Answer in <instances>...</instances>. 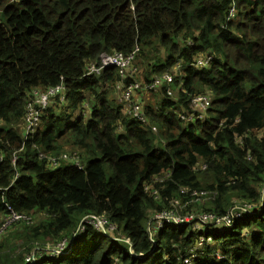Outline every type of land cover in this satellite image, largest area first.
Listing matches in <instances>:
<instances>
[{"label": "trees", "instance_id": "obj_1", "mask_svg": "<svg viewBox=\"0 0 264 264\" xmlns=\"http://www.w3.org/2000/svg\"><path fill=\"white\" fill-rule=\"evenodd\" d=\"M136 50L143 83L183 63L141 94L148 127L99 58ZM62 82L24 140L28 98ZM194 95L211 105L185 124ZM9 209L35 222L0 237V264H264V0H0V225ZM163 214L184 221L156 229Z\"/></svg>", "mask_w": 264, "mask_h": 264}, {"label": "built area", "instance_id": "obj_2", "mask_svg": "<svg viewBox=\"0 0 264 264\" xmlns=\"http://www.w3.org/2000/svg\"><path fill=\"white\" fill-rule=\"evenodd\" d=\"M236 13L235 6L233 5L230 14L229 20H231ZM137 50L131 53L129 56H125L122 53H115L113 55H108L106 53H102L100 55V62L102 67H116L120 69V81L117 83L115 91L119 94V101L123 104L125 108V112L131 118L139 122L145 127L149 126V119L142 108L141 104L138 100V93H146V92H154L158 90L159 85L163 81L165 84L171 85L174 82L173 74L168 72L165 73L163 76L155 77L149 83H143L140 80L136 79L133 75L136 73V70H132V63L135 58ZM212 58L207 56L205 58L199 59L195 63V67L202 69L206 66H209L211 63ZM183 66V63L179 61L174 66V70L180 73V70ZM101 68H97L95 65H91L88 67L89 73H93L94 71L99 72ZM128 76H131L132 80L127 82L126 79ZM181 76V75H180ZM182 84L180 83V87L182 89ZM65 91L64 83H60L59 85L49 88L45 92L34 91L32 95L28 98L25 107V114H24V140H28L29 138H33L40 126V117L44 110L48 108L51 103V99L55 96L61 95ZM169 95L172 94V90L168 88ZM63 101V98H62ZM211 105V100L208 96L204 95H194L190 98L188 109L186 112L181 113L179 118L185 124L193 123L196 121H203L206 117V113L208 112ZM155 133H157V129H152ZM23 148L19 149L18 152L22 151ZM39 157L43 160L49 161L53 166H58L61 161H69L70 163H74L77 167L82 168L80 165V161L78 157L75 156H68L64 155L59 158L49 157L45 153H39ZM14 163L16 162V157L13 159ZM239 216V215H238ZM203 218L205 220H203ZM205 224V221L208 219L207 216L197 218ZM157 221L156 229H161L165 222H174L176 225H180L183 223L180 217L174 215H159L155 218ZM187 220H191L187 218ZM35 222V219L31 215L27 214H20L15 212L12 209H9V214L5 218L4 223L0 226V236L4 234L12 225L18 223H24L27 225H32ZM88 223L92 224L96 229L100 231H112L114 227L107 226V221L105 219L100 218H92L88 220ZM219 224V223H217ZM228 227H232L233 223H226ZM196 230H202L201 226H196ZM155 229V230H156ZM152 237V234H151ZM205 238L201 237L198 239L197 243L204 242ZM68 245H66V240L63 241L61 244L58 245V248L53 252L57 255H65V250ZM58 250V251H57ZM133 254V251H130ZM61 253V254H58ZM145 257V256H144ZM141 256V259L144 258ZM34 259V258H33ZM187 262V261H185Z\"/></svg>", "mask_w": 264, "mask_h": 264}, {"label": "rangeland", "instance_id": "obj_3", "mask_svg": "<svg viewBox=\"0 0 264 264\" xmlns=\"http://www.w3.org/2000/svg\"><path fill=\"white\" fill-rule=\"evenodd\" d=\"M178 73H179L178 71H174V73H173V77H174L175 82L177 81L176 79H177V74H178ZM135 74H137V79L140 80V79H139L138 70H136V73H135ZM164 84H165V83L162 81V82H161V85H164ZM172 85H173V84H172ZM172 85H171V86H172ZM171 88H172V87H171ZM172 90H173V89H172ZM141 94H142V93H138V100H140V98H141ZM146 98H148V95H147ZM204 118H205V117H204ZM157 133H158V131H157ZM70 164H71V163H70L69 161H63V163H61V167L69 166ZM203 220H205V219L203 218ZM0 226H1V225H0ZM153 230H154V229H153ZM154 231H155V230H154ZM5 233H6V232H4V234H5ZM4 234H2L1 236H3ZM155 234H156V233H154V236H155ZM120 235H121L123 238L126 236V234H125L123 231H122V233H121ZM1 236H0V237H1ZM15 247H16L15 249H16L17 251H19V250L21 249L20 245H18V244H17V246H15ZM47 248H48V247H47ZM124 249H125V247H124ZM57 251H58V250H57ZM58 254H61V253H58ZM54 255H55V256H58V255H57V252H56V254L54 253ZM34 259H36V257H35Z\"/></svg>", "mask_w": 264, "mask_h": 264}, {"label": "clouds", "instance_id": "obj_4", "mask_svg": "<svg viewBox=\"0 0 264 264\" xmlns=\"http://www.w3.org/2000/svg\"><path fill=\"white\" fill-rule=\"evenodd\" d=\"M175 71V70H174ZM171 73V72H170ZM177 76H180V73L177 74ZM173 84V83H172ZM172 90V89H171ZM182 90V89H181ZM173 91V90H172ZM184 123V122H183Z\"/></svg>", "mask_w": 264, "mask_h": 264}]
</instances>
